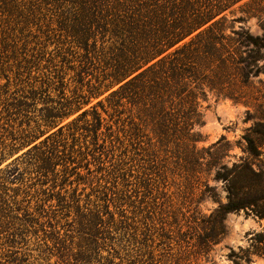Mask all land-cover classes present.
Instances as JSON below:
<instances>
[{
	"label": "trees",
	"instance_id": "16d2710c",
	"mask_svg": "<svg viewBox=\"0 0 264 264\" xmlns=\"http://www.w3.org/2000/svg\"><path fill=\"white\" fill-rule=\"evenodd\" d=\"M238 1L0 0V36L12 44L13 56L25 54L16 72L19 86L13 94L0 95V129L6 132L0 141V160L31 145L16 164L0 170V231L7 234L1 263L24 264L39 258L42 261L35 259L34 264H51L49 260L55 256L58 264H101L98 259L114 264V254L122 264L153 260V250L146 247L148 225L145 220H134L135 215L146 213V207L134 206V217L128 215L125 207L133 203L125 191L115 195L116 217L106 203L114 191L101 183L94 185L90 178L83 179L73 164L87 162L91 150L87 138H100L104 119L99 106L115 117L118 132L109 127L105 136L116 139L125 158V140L139 143L145 137L147 149L155 153L166 152L173 145L182 147L183 161L189 164L191 174L198 172L203 155L195 148L199 135L192 132L198 116L196 96L202 93L203 83L215 84L218 72L233 69L246 77L254 58V54L244 58L224 43L230 38L224 33L226 16L222 13ZM233 33L239 44L262 51L264 59V33ZM70 58L78 62L79 77L96 70V84L73 97L62 91L51 97V88L60 91L64 86L62 67L56 61L66 63ZM34 73L40 74L38 86L31 83L37 77ZM105 91H109L106 104L98 100L59 125ZM38 100H42V107H37ZM35 111L39 113L29 117ZM54 127L57 129L46 134ZM263 130L256 127L242 136L246 158L230 166L221 163L215 170V178L225 183L227 193L226 201L218 203L208 216L210 240L223 235L222 219L228 212L243 209L264 219V150L260 148L264 139L258 137L264 136ZM44 134L42 141L34 143ZM68 137L75 142L81 138L83 145L69 144ZM224 142L221 137L208 148L216 147L217 151L224 148ZM207 153L210 160L206 165L216 166L220 156ZM94 156L99 163L100 157ZM73 175L77 176L75 181L91 184L95 199L84 201L76 192L61 191ZM11 179L18 180L20 186L11 189ZM49 181L50 186L43 187ZM20 193L33 197L34 205H25L27 198L21 203ZM114 231L118 238L111 236ZM28 246H36L37 257ZM103 250L111 257H103Z\"/></svg>",
	"mask_w": 264,
	"mask_h": 264
},
{
	"label": "rangeland",
	"instance_id": "374dc122",
	"mask_svg": "<svg viewBox=\"0 0 264 264\" xmlns=\"http://www.w3.org/2000/svg\"><path fill=\"white\" fill-rule=\"evenodd\" d=\"M222 14L226 16L224 33L230 38L224 40L226 48L230 51L237 50L238 54L244 58L248 54H254V58L248 65L246 77L233 69L222 73L217 71L216 77L213 78L215 84L203 83L202 93L196 96L198 116L197 120L193 121L192 132L199 135L195 148L203 155L201 169L191 174L189 164L183 161L184 153L179 143H177L181 147L179 149L173 145L166 152L155 153L147 149L149 146L145 137L141 138L139 143L131 138L128 141L125 140L127 152L122 151L128 155V158H125L119 151L116 139L113 136L109 138L105 136L109 127L114 132H118L115 117L103 112L99 106L97 109L104 119L100 138L95 141L87 138V145L92 150L87 155V162L73 164L75 171L83 179L90 178L94 185L101 183L114 191L115 194L108 197L106 203L109 211L116 217L115 197L122 195V192L127 191L133 203V206L125 207L128 215L134 217L135 214L131 213L134 211V206L146 207V213H144L146 217L138 214L134 218L135 221L145 220L148 225L145 236L146 247L149 251L153 250L154 258L145 264H264V219L258 218L249 211L241 209L226 213L222 219L223 235L216 241L209 238L211 231L207 225L208 216L218 203L226 201L227 193L225 183L215 178L216 168L221 163L230 166L233 162L246 158L242 136L256 127L264 129V59L261 57L263 52H255L252 46L239 44L233 33V31L244 30L251 36H262L264 0L254 2L240 0L226 8ZM9 45L12 46L10 42L3 41L0 36V95L5 92L13 94L16 85L19 86L16 72L18 65L20 63L22 65L25 57L23 52L21 56H13ZM52 48V46L49 47V49ZM26 53L29 54V52ZM56 64L62 67L64 86L60 91L51 88L48 92L51 97L56 98L57 95H61V91L66 96L73 97L79 91H87L89 85L96 84V70L88 74L82 73L81 77L77 75L78 62L75 58H70V61L66 63L59 62L57 59ZM244 65V62L240 64L241 67ZM36 75L37 77L32 79L31 83L38 86L41 82L38 78L40 74L34 73V76ZM21 79L25 80V77ZM60 81L58 79V83ZM108 92L105 91L91 98L79 111L63 119L59 125L71 121L81 110L88 109L98 100H103L106 104L104 98ZM42 106V100H38L37 107ZM38 113L36 111L30 113L29 117ZM7 125L4 123V126ZM56 129L57 127H54L46 134ZM46 134L39 136L34 143L42 141ZM118 134L121 136L120 133ZM4 137L6 132L0 129V141ZM221 137L226 142L223 145L224 148L217 151L216 147L208 148ZM258 137L264 139V136ZM67 141L69 144L83 145L81 138L79 142H75L68 137ZM30 146H25L2 158L0 170H4L10 164H16L22 153ZM260 148L264 150V142ZM207 151L216 157L220 156L216 166L206 165L210 160ZM93 155L100 157L99 163ZM122 158L125 160L122 161ZM211 161H213L212 158ZM99 167L103 170H99ZM60 169L61 167L57 166V170ZM76 177V175L70 176L71 182L63 186L61 191L76 192L84 201L90 198L95 199L91 184L83 180L75 181ZM11 181L9 184L11 189L20 186L18 180L11 179ZM50 184L49 181L43 187H49ZM29 189L33 190L31 186ZM8 194L13 197L14 193L9 191ZM25 198H27L25 205L28 203L30 206L34 205L33 197H25L21 193L18 196L21 203H24ZM98 201L102 203L101 200ZM112 233L111 236L114 238L119 237L118 232ZM6 236V232L0 231V251ZM116 243H118L117 240ZM35 247L28 246L32 249V254L37 257L38 251ZM101 254L103 257L110 256L105 250ZM113 256L114 264H122L119 255ZM35 259L37 262L42 261L39 258H31L24 264H34ZM98 260L101 264L105 262L103 259ZM57 261L55 256L49 260L51 264H58ZM1 262L3 260H0V264H6Z\"/></svg>",
	"mask_w": 264,
	"mask_h": 264
}]
</instances>
